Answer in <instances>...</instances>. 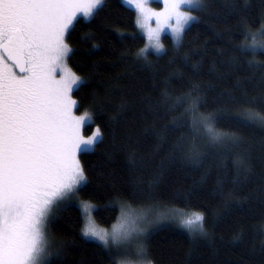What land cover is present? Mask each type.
Wrapping results in <instances>:
<instances>
[{
    "label": "snow or ice",
    "instance_id": "1",
    "mask_svg": "<svg viewBox=\"0 0 264 264\" xmlns=\"http://www.w3.org/2000/svg\"><path fill=\"white\" fill-rule=\"evenodd\" d=\"M105 2L0 0V264H57L52 257L60 255L62 246L49 231L55 221L54 209L87 187L88 175L79 156L103 142L99 125L91 135L83 134L86 121L94 123V112L77 115L74 111L79 106L74 93L91 81L69 64L75 53L67 36L78 22V13L95 16ZM214 2L163 0L164 6L156 10L149 0H127L135 7L136 24L145 30L149 42L131 53V58L140 67H154L149 59L150 45L158 55H167L160 33L170 28L177 47H182L190 25L201 19L197 13L211 11ZM222 7L225 16L238 17L242 40L235 45L238 54L228 57L229 70L220 77L227 81L241 70L246 74H236L230 86L219 91L211 82L202 86L193 81L186 90L175 93L167 87L170 77H165V87L154 101L150 93L143 98L148 101L154 122L145 131L156 137L153 154L165 153L161 166L164 160L202 165L213 156L227 168L231 159L232 187L225 192L221 177L218 191L228 198L226 205L234 203L251 214L257 205L250 201L257 200L264 207V135L251 141L245 132L249 128L264 131V59L258 58L264 56V0L258 4L253 0H225ZM254 8H258L255 16L259 17L256 27L249 23L255 18ZM152 17L156 19L155 28L149 23ZM183 60L199 74L201 60L193 62L191 53H185ZM173 75L175 71L170 73ZM127 110L128 102L121 99L111 119L118 123ZM223 119L231 124L221 126ZM159 121L164 122L155 127ZM128 158L135 167L136 151ZM257 160L261 164L259 172ZM257 176L258 182L254 179ZM133 179L129 192L135 198L144 190L145 182L141 177ZM158 183V176L147 182L149 197L155 195L151 188ZM250 183H256V196L237 194ZM79 207L82 235L99 241L108 250L110 264H159L149 244V229L155 222L151 217L157 204H140L133 209L131 202L125 201L110 229L93 215L94 211L108 210L110 203L101 207L88 199L79 201ZM156 218H172L194 241L211 239L203 210L170 207L157 212ZM258 223L259 234L264 237V217ZM243 235L240 228L233 239H242ZM259 252L264 255V238Z\"/></svg>",
    "mask_w": 264,
    "mask_h": 264
},
{
    "label": "trees",
    "instance_id": "2",
    "mask_svg": "<svg viewBox=\"0 0 264 264\" xmlns=\"http://www.w3.org/2000/svg\"><path fill=\"white\" fill-rule=\"evenodd\" d=\"M258 2L253 0L254 4ZM224 3L225 0H215L211 11L197 13L201 19L190 25L191 30L184 36L182 47L178 48L170 35H164L167 55L150 51L152 68L140 67L131 58V53L145 46L146 38L137 27L135 10L122 0H106L98 14L89 19L79 17L78 22H74L71 35L67 36L75 53L69 64L79 75L91 81L87 87L74 93L79 101L76 112H94V123L91 121L85 125L83 132L87 135L99 125L103 142L96 143L88 154L79 156L88 175L87 187L65 205L54 209L55 221L49 231L59 242L58 246H62L60 255L52 257L57 264H110L108 250L81 233L82 213L76 202L88 199L101 207L110 203L108 210L93 212L97 222L105 227L117 221L121 204L125 201H130L133 209L140 204L154 203L159 206L158 212L186 206L205 211L211 239L196 238L194 241L187 229L172 218L155 220L154 227L149 230V244L159 264H264V255L259 252L260 240L264 237L259 234L258 223L264 217V207L252 200L250 204L257 207L251 214L244 213L234 203L226 205L228 198L218 191L217 181L221 177L224 178L225 192L232 187L231 159L227 168L221 167L213 156L202 165L164 160L161 166L165 153L153 154L156 137L151 131H145L154 122L148 111V101L143 98L150 93L154 101L165 87V77H170L167 87L175 93L186 90L193 81L202 86L211 82L218 85L219 91L229 87L236 74H246L241 70L233 73L227 81L220 77L229 70L228 57L238 54L235 45L242 40L239 31L242 25L238 17L224 15ZM257 11L258 8L253 9L254 16ZM216 13L220 14L219 17ZM249 23L258 26L259 17L250 18ZM119 33H123V37ZM94 44L99 48H94ZM185 53L192 54L193 62L202 61L199 74L183 60ZM258 58L264 59V56ZM173 71L176 75L170 76ZM121 99L128 102V110L117 123L111 117ZM163 122H156L155 127ZM219 123L228 126L231 121L223 119ZM245 132L251 141L264 135V131L258 128L245 129ZM133 150L137 155L135 167L128 158ZM255 163L259 172L261 164L258 160ZM154 176L159 177V183L152 186L151 192L155 195L149 197L147 182ZM133 177H141L145 182L144 190L135 198L129 192L135 182ZM254 179L258 182V176ZM249 193L257 195L256 183H250L237 194ZM240 228L244 229L243 238L233 239V234Z\"/></svg>",
    "mask_w": 264,
    "mask_h": 264
},
{
    "label": "rangeland",
    "instance_id": "3",
    "mask_svg": "<svg viewBox=\"0 0 264 264\" xmlns=\"http://www.w3.org/2000/svg\"><path fill=\"white\" fill-rule=\"evenodd\" d=\"M122 1H123L126 5L130 6L131 8H133V9L135 10V12H136V18H137V11H136L135 7H134L133 5L127 3V0H122ZM156 3H157V4H156ZM149 5H150V7L155 8L156 10H159L160 8H162V7L164 6V4H163V0H149ZM79 17H83L84 19H89V18H91L92 16H88V17H86V16L83 15V13H78V14H77V18H79ZM174 22H175V21L173 20V23H174ZM149 23L151 24V26H152L153 28H155V27H156V19H155V17H152L151 20L149 21ZM137 27H138V29L140 30V32L145 36V38H146V44L149 43V42H148V38H147V35H146L145 30H144L143 28H141L140 26H138V25H137ZM166 34L170 35V36L173 38L170 28H165V29L160 33V38H161L160 42H161L163 45H164V42H163V36L166 35ZM173 40H174V38H173ZM174 42H175V40H174ZM150 51L156 53L155 48L152 47L151 45L149 46V49H148V52H150ZM74 111L76 112V108H74ZM84 112H85V111H84ZM82 113H83V112H82ZM82 113H77V112H76L77 115L82 114ZM90 122H91V121H86V124H85V125H87V124L90 123ZM95 128H96V127H94V129L92 130V132L95 130ZM83 131H84V129H83ZM92 132H90V133L87 134V135L83 132V134H84L85 136H88V135H91ZM90 150H92V149H90ZM72 199H73V196L70 197L69 200H72ZM80 201H81V200H80ZM76 203L79 205V200H78V202H76ZM134 209H136V208H134ZM159 211H160V210H159ZM157 212H158V210H155V211L153 212L152 217H151V219H153L154 221L157 220V218H156V213H157ZM119 215H120V214H119ZM118 217H119V216H118ZM163 220H166V218H162V219H161V221H163ZM154 223H156V222H154ZM154 223H153V224H154ZM153 224H152V225H153ZM152 225H151L150 229H151L152 227H154V226H152ZM110 228H111V226L109 227V229H110ZM150 229H149V230H150ZM93 240H94V239H93ZM98 242H99V241H98Z\"/></svg>",
    "mask_w": 264,
    "mask_h": 264
}]
</instances>
